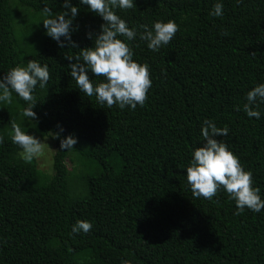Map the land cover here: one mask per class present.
<instances>
[{"label":"trees","instance_id":"obj_1","mask_svg":"<svg viewBox=\"0 0 264 264\" xmlns=\"http://www.w3.org/2000/svg\"><path fill=\"white\" fill-rule=\"evenodd\" d=\"M133 2L117 9L130 28L170 19L179 26L155 52L139 36L125 41L151 70L147 100L135 110L101 106L77 88L65 56L79 50L58 47L42 24V8L62 11L63 0H0V76L29 60L50 71L33 92L37 121L21 115L27 103L18 94L0 101V264H264V209L236 215L223 189L212 200L194 198L186 178L203 121L212 120L228 128L217 139L252 172L264 199V103L259 119L243 111L247 92L264 84V0ZM218 2L223 15L214 17ZM70 3L80 9L72 39L91 47L86 33L103 21ZM13 120L41 137L59 125L61 138L77 143L62 150L53 138L50 171L41 170L12 142ZM81 160L96 170L76 175L68 161L75 170ZM83 220L91 230L72 233Z\"/></svg>","mask_w":264,"mask_h":264},{"label":"clouds","instance_id":"obj_2","mask_svg":"<svg viewBox=\"0 0 264 264\" xmlns=\"http://www.w3.org/2000/svg\"><path fill=\"white\" fill-rule=\"evenodd\" d=\"M240 2L241 0H237V3ZM79 3L88 6L89 11L103 21L98 33H86L87 38L92 41L91 47L79 48L77 42L72 39V33L78 28L74 21L80 9L73 6L70 0H63L62 11L54 13L52 7L47 5L42 8V24L46 35L55 40L62 49L67 47L79 50L77 55L65 56L70 62V76L75 80L77 88L87 97L95 96L96 102L101 106H118L120 109L127 106L132 110L138 105L143 107L148 90L152 86L150 66L136 62L133 59L132 47L125 41H133L139 36V39L146 41L147 47L155 52L172 40L179 26L170 19L167 22L156 21L151 29L143 24L138 26L142 31H138L137 27L130 28L117 14V9L136 8L133 0H79ZM210 15L221 17L223 4L216 3ZM221 34L228 35L227 32ZM89 72L94 77H102L103 80L94 83ZM49 80L48 65L41 66L38 61L29 60L26 67L11 68L5 75L0 76V101L11 104L13 93L18 94L19 98L27 103L21 115L37 121V114L33 111L37 100L33 92L38 84L40 88H45ZM262 103L264 84H259L247 92L243 111L248 117L259 119L258 109ZM235 110L240 111V108L237 106ZM57 127L59 131L51 134L54 139H59L60 149H74L77 139L72 134L61 138L63 128L59 125ZM11 129L12 142L22 149V157L26 162H31L44 153V140L22 130L15 120L11 122ZM228 131L227 127L218 128L212 120L203 121V143L193 151L186 168V178L192 196L212 200L223 189L228 198L235 201L236 215L242 214L245 209L259 213L264 209V199L261 198L260 188L253 186L252 172L243 168L239 158L229 150L226 142L217 139L227 136ZM0 143H3V138H0ZM91 227V223L86 220L77 221L72 227V233H88ZM121 264L132 262L125 259Z\"/></svg>","mask_w":264,"mask_h":264},{"label":"rangeland","instance_id":"obj_3","mask_svg":"<svg viewBox=\"0 0 264 264\" xmlns=\"http://www.w3.org/2000/svg\"><path fill=\"white\" fill-rule=\"evenodd\" d=\"M32 134L35 135L36 137L44 140L46 143L44 153L42 155L35 157L37 165L41 170L50 171L52 155L56 149L54 141H53V137L51 135H46L44 137H41L38 134H35V133H32ZM75 156L78 159H80V157L78 155H75ZM81 164H82V166L78 165L77 168L75 170H73L74 169V163L68 161L69 169H72L73 173L76 172L77 173L76 175L80 174L82 171H85V170L87 172H94L96 170V167L94 165L86 164L85 162H82V160H81Z\"/></svg>","mask_w":264,"mask_h":264}]
</instances>
